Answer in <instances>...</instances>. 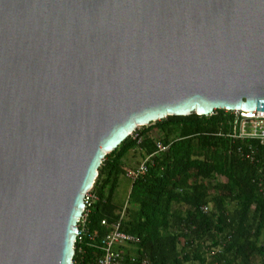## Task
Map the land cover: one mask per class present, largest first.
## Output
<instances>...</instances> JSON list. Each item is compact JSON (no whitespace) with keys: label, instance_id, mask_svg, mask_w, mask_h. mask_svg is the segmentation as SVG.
Here are the masks:
<instances>
[{"label":"water","instance_id":"95a60500","mask_svg":"<svg viewBox=\"0 0 264 264\" xmlns=\"http://www.w3.org/2000/svg\"><path fill=\"white\" fill-rule=\"evenodd\" d=\"M214 110L264 111V0H0V264H73L105 155Z\"/></svg>","mask_w":264,"mask_h":264},{"label":"trees","instance_id":"16d2710c","mask_svg":"<svg viewBox=\"0 0 264 264\" xmlns=\"http://www.w3.org/2000/svg\"><path fill=\"white\" fill-rule=\"evenodd\" d=\"M224 113L168 116L136 129L137 138L128 136L106 154L73 264H95L101 254L96 244L109 231L101 222L119 219L114 192L135 156L149 160L146 172L130 184L127 201L136 209H126L121 228L138 238V261L264 264V196L258 189L264 183V144L228 137L232 126ZM154 127L157 135L150 133ZM157 143L166 149L158 151Z\"/></svg>","mask_w":264,"mask_h":264},{"label":"built area","instance_id":"2783aa9c","mask_svg":"<svg viewBox=\"0 0 264 264\" xmlns=\"http://www.w3.org/2000/svg\"><path fill=\"white\" fill-rule=\"evenodd\" d=\"M224 115L229 117L227 121L231 124L232 128L226 134L233 139H242L248 141L259 142L264 144V111H226L223 110ZM137 138V137H135ZM140 139H138V142ZM158 151H163L166 147H163L160 143L156 144ZM149 157L142 160L134 171H127L125 174L132 182L139 175L146 172V163ZM258 189L264 196V183H258ZM91 191V190H90ZM88 191L84 198L85 208L81 218L78 221L80 227L77 230L78 240H82L85 230V219L87 216L88 208H90L94 196ZM203 211H207V207H202ZM126 208L124 207L120 213L119 219L112 223L107 224L102 221L101 224L109 228V231L98 239L96 246L101 251V254L97 257L95 264H148L146 260L138 261L134 255L138 238L122 231L121 222L124 219ZM94 240V236L90 238Z\"/></svg>","mask_w":264,"mask_h":264},{"label":"rangeland","instance_id":"374dc122","mask_svg":"<svg viewBox=\"0 0 264 264\" xmlns=\"http://www.w3.org/2000/svg\"><path fill=\"white\" fill-rule=\"evenodd\" d=\"M140 128V127H139ZM137 128V129H139ZM157 128L154 127L153 130H151V135H157ZM130 136H132L133 138H135L137 135L136 134H131ZM131 155V152H129L127 155ZM130 164L132 167H127V169H129L128 171H130V169L132 170L133 167H137L138 166V162L141 161V159L137 156H135L134 158H132L130 160ZM130 184L131 181L130 179H128V177H126L125 175H121L118 179V184H117V188L114 192V196H113V200L114 203L119 206L121 209H123L124 207L127 209V213H131L133 210L136 209V206L133 205L132 203H128L127 201V195L129 192V188H130ZM208 208V207H207ZM124 218H126V214L124 216ZM264 238V236L262 237V239Z\"/></svg>","mask_w":264,"mask_h":264},{"label":"crops","instance_id":"0c3cea01","mask_svg":"<svg viewBox=\"0 0 264 264\" xmlns=\"http://www.w3.org/2000/svg\"><path fill=\"white\" fill-rule=\"evenodd\" d=\"M129 193V192H128Z\"/></svg>","mask_w":264,"mask_h":264}]
</instances>
